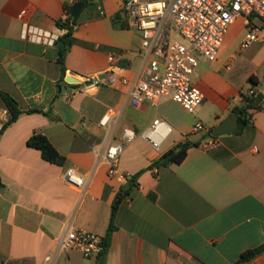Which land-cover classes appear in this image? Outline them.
<instances>
[{"label":"crops","instance_id":"0c3cea01","mask_svg":"<svg viewBox=\"0 0 264 264\" xmlns=\"http://www.w3.org/2000/svg\"><path fill=\"white\" fill-rule=\"evenodd\" d=\"M120 2H86L75 27L78 42L62 76L58 44L24 40L22 30L27 23L61 37L65 31L58 21L75 0H0V91L15 98L23 111L0 134V264H45L49 255L50 264H97L98 257L58 246L70 229L106 239L120 194L116 229L105 244L106 264H258L264 251L243 258L264 246V109H247L243 125L234 111L245 105L249 89L260 92L264 86V66L251 68L262 47L241 49L245 29L238 21L215 62L200 58L193 82L204 102L195 113L170 98L157 107H135L130 94L146 63L139 32L124 15L129 28L113 23ZM112 64L119 70L111 72ZM106 75L101 86L82 84L84 78ZM69 77L81 83L70 84ZM109 107L118 118L103 128L100 121ZM8 118L0 95V131ZM157 118L173 129L160 150L143 139L135 141L122 154L118 175L110 176L107 147L121 141L123 128L140 133ZM227 120L237 126L217 136L215 147H205L206 133L192 134L197 122L212 131ZM35 133L48 137L66 157L64 165L45 161L28 145ZM186 141L200 145L189 148L182 163L155 165ZM71 168L83 174V187L65 182L63 175Z\"/></svg>","mask_w":264,"mask_h":264},{"label":"built area","instance_id":"2783aa9c","mask_svg":"<svg viewBox=\"0 0 264 264\" xmlns=\"http://www.w3.org/2000/svg\"><path fill=\"white\" fill-rule=\"evenodd\" d=\"M120 10L130 27L140 34L146 63L143 74L133 85L131 104L139 107L148 103L157 107L162 100L170 98L191 114L204 102V94L193 82L200 58L215 62L230 28L236 22L241 20L245 29L242 50L261 39L262 30L256 21L264 25V0H121ZM174 35L180 39H175ZM22 38L45 46H55L60 37L25 23ZM115 58L116 55L112 54L110 60L113 62ZM110 69L111 72L119 70L113 64ZM119 79L122 84L128 83V79L123 76ZM103 83L98 77L84 78L82 81L86 88L98 87ZM259 96L264 109V86L260 92L252 87L243 97ZM117 118L118 112L109 107L100 126L109 128L116 123ZM172 131L170 124L159 118L140 133L123 128L121 141L110 144L104 153V160L109 165V175H118V163L129 145L143 139L154 149L160 150ZM209 132L202 122H197L192 129V134ZM218 144L215 137H210L205 147L208 149ZM63 178L75 188L84 186V176L75 168L67 170ZM58 249L75 250L87 258L98 257L105 250V239L95 233L70 229L60 241ZM52 260L53 257L49 255L44 263L50 264ZM236 264L249 263L240 261ZM258 264H264V258Z\"/></svg>","mask_w":264,"mask_h":264},{"label":"trees","instance_id":"16d2710c","mask_svg":"<svg viewBox=\"0 0 264 264\" xmlns=\"http://www.w3.org/2000/svg\"><path fill=\"white\" fill-rule=\"evenodd\" d=\"M79 2H87V6L92 5L95 3V0H75V3ZM86 6V7H87ZM66 17L60 21H58V28L60 30L65 31V33L59 38L58 41V48H59V56H58V64L60 66V70L62 73V76L66 73V67H65V61L66 57L69 53V51L72 49L74 45L77 44V39L74 36L75 33V26L77 25V18L72 17V8H66ZM113 23L116 27L120 29H127L129 28V24L126 21V19L123 17L122 12L116 14L113 17ZM1 98L3 100V103L9 113V118L7 122L3 125V128L0 131V134H2L5 129H7L10 125L15 123L18 118L23 114V111L21 110L19 103L15 98H13L8 93L0 91ZM245 105L242 108L235 109L236 115H238V121L241 125L246 123V119L243 118V116L246 114L247 109L251 107H262L261 104V96L257 98H245ZM30 113H36L39 112L37 110H31ZM206 137H214L211 135V131L207 134ZM216 138V137H215ZM28 145L36 150H39L41 152L42 158L51 163L56 164L59 166H62L66 163V157L62 156L58 150L54 147V145L51 143V141L48 139L47 136L41 134V133H35L33 136L30 137L28 140ZM199 143H194L190 141H186L184 143H180L176 145L171 150L164 153L156 162V166H169L172 164H180L182 163L187 155V151L189 148L193 146H198ZM143 173V171L139 172L135 176L130 178L131 183H135L138 177ZM3 184L0 179V188H3ZM124 198L123 194H120L112 208V220L108 229V237L111 234L112 231L116 229V226L114 225V218L115 215L119 209V204L122 202ZM108 237L105 239V244L108 242ZM105 251L98 256V262L97 264H106L105 263ZM264 251V246L257 248L255 250H252L244 255V260L251 259L259 255Z\"/></svg>","mask_w":264,"mask_h":264},{"label":"water","instance_id":"95a60500","mask_svg":"<svg viewBox=\"0 0 264 264\" xmlns=\"http://www.w3.org/2000/svg\"><path fill=\"white\" fill-rule=\"evenodd\" d=\"M86 5V2H79L76 3L72 9V17L73 18H77L78 15L80 14L81 10L84 8V6ZM105 77V78H104ZM98 76V78L102 81H104L106 78H108V75L106 76ZM66 81L70 84H78L80 83L79 80L75 79V78H66ZM237 124L236 121L234 120H227L224 123H222L221 125H219L218 127H216L215 129H213L211 131V135L214 137L220 136V135H224L226 133L232 132L235 128H236ZM235 127V128H234Z\"/></svg>","mask_w":264,"mask_h":264},{"label":"rangeland","instance_id":"374dc122","mask_svg":"<svg viewBox=\"0 0 264 264\" xmlns=\"http://www.w3.org/2000/svg\"><path fill=\"white\" fill-rule=\"evenodd\" d=\"M256 23L261 27L262 35H263V40H261L262 42L260 41V42H255L254 43V44H260V46L262 47V49L260 50V52H259V54H258V56L256 58L257 59V62H255L254 64L251 65V68L252 69H255L258 64H261L259 67L264 66V25L260 21H256ZM174 38L175 39H180L177 35H174Z\"/></svg>","mask_w":264,"mask_h":264}]
</instances>
